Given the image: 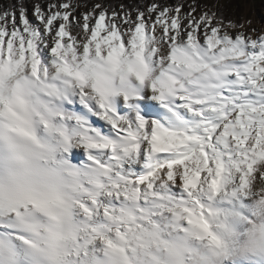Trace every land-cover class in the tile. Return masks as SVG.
Segmentation results:
<instances>
[{
  "label": "snow or ice",
  "instance_id": "snow-or-ice-1",
  "mask_svg": "<svg viewBox=\"0 0 264 264\" xmlns=\"http://www.w3.org/2000/svg\"><path fill=\"white\" fill-rule=\"evenodd\" d=\"M0 264H264V30L0 0Z\"/></svg>",
  "mask_w": 264,
  "mask_h": 264
},
{
  "label": "rangeland",
  "instance_id": "rangeland-1",
  "mask_svg": "<svg viewBox=\"0 0 264 264\" xmlns=\"http://www.w3.org/2000/svg\"><path fill=\"white\" fill-rule=\"evenodd\" d=\"M9 2H11V0H9ZM33 2L34 0H28L29 6H31ZM133 2H135V0L129 2V4ZM169 2L175 3L176 0H169ZM200 3L207 4L210 7L219 5V10L222 12L223 16H227V20L246 19L251 22L256 21L264 23V0H200ZM226 4L229 7L228 14L226 13Z\"/></svg>",
  "mask_w": 264,
  "mask_h": 264
},
{
  "label": "bare ground",
  "instance_id": "bare-ground-1",
  "mask_svg": "<svg viewBox=\"0 0 264 264\" xmlns=\"http://www.w3.org/2000/svg\"><path fill=\"white\" fill-rule=\"evenodd\" d=\"M251 26L259 30H264V23H261V22L253 21L251 22Z\"/></svg>",
  "mask_w": 264,
  "mask_h": 264
},
{
  "label": "trees",
  "instance_id": "trees-1",
  "mask_svg": "<svg viewBox=\"0 0 264 264\" xmlns=\"http://www.w3.org/2000/svg\"><path fill=\"white\" fill-rule=\"evenodd\" d=\"M113 3H120V2H124V3H129V2H131V1H133V0H111ZM229 3H231V2H229ZM227 5V4H226ZM228 5H227V7H226V13L228 14ZM225 17V19L227 20V16H224Z\"/></svg>",
  "mask_w": 264,
  "mask_h": 264
}]
</instances>
